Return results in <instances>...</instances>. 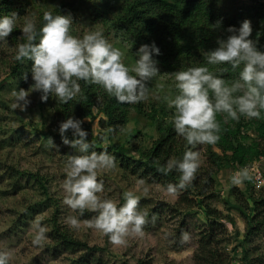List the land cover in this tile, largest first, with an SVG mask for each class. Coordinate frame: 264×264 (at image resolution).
I'll list each match as a JSON object with an SVG mask.
<instances>
[{
  "label": "rangeland",
  "instance_id": "rangeland-1",
  "mask_svg": "<svg viewBox=\"0 0 264 264\" xmlns=\"http://www.w3.org/2000/svg\"><path fill=\"white\" fill-rule=\"evenodd\" d=\"M113 3L0 0V16L18 14L13 32L0 42V251L10 252L9 264H79V260H96L99 264H205L199 253L200 242L215 221L218 226L212 247L229 259V264H264V188L256 191L250 179L240 186L233 185L230 176L238 170L237 165L228 164L219 148L213 144L192 147L181 138L177 146L180 153L190 148L197 151L200 166L193 181L176 194L168 193L166 188L168 184H178L179 178L144 175L143 168L136 163L147 159L160 136L159 123L172 122L174 109L168 107L165 96L171 99L177 94L173 73L205 66L202 56L206 59V55L180 51L177 47L165 50L158 45L161 54L155 59L159 61L160 73L148 82L145 101L125 103L126 121L121 130L103 129L100 121L106 116L97 109L87 111L83 119L89 130L88 139L94 144L90 151H107L115 157V167L98 174V180L104 184L99 195L122 205L124 192L132 190L139 197L138 209L147 213L143 234L130 235L126 243L113 245L107 235L89 227L95 212L85 210L81 216L79 210L73 211L63 204L61 185L66 177V161L69 155L80 153L62 142L59 124L65 117L62 103L55 96L42 102L40 92H30L31 103L25 111L12 107L16 99L13 92L28 90L33 83L32 61L15 60L16 46L24 42L21 30L26 17L34 19L39 29L46 11L53 15L71 14L72 35L82 38L88 31H102L123 52V62L130 67L135 63V52L147 43L115 25L118 6L114 9ZM199 6L210 12L202 18L207 22L223 20L226 25L239 27L242 21L250 20L254 41L262 28L264 32V0H204ZM7 7L11 11L5 14ZM217 33L225 38L230 35L222 28ZM173 41L168 40L175 44ZM242 68L243 65L230 70L229 84L238 79ZM26 72L28 80L23 79ZM97 87L105 91L100 85ZM263 120L261 110L259 118L241 116L238 121L227 122L241 128L240 142L254 146L256 141V147L264 150V139L256 131V125ZM67 135L73 139L71 130ZM212 154L219 156V160ZM69 215L78 217V229L67 225ZM33 221L46 227V239L40 246L32 243ZM59 234H67L87 247L66 250L58 246ZM184 234L187 239H183Z\"/></svg>",
  "mask_w": 264,
  "mask_h": 264
},
{
  "label": "clouds",
  "instance_id": "clouds-1",
  "mask_svg": "<svg viewBox=\"0 0 264 264\" xmlns=\"http://www.w3.org/2000/svg\"><path fill=\"white\" fill-rule=\"evenodd\" d=\"M17 17L15 12L0 16V42L11 35ZM43 20L45 23L38 29L34 19H24L21 30L24 42L16 46L14 59L32 61L33 83L28 90L21 88L13 92L16 98L13 108L25 111L31 103L30 92H40L42 102L55 96L57 102L67 104L81 93V81L100 85L122 104H137L148 98V82L160 73L155 57L161 50L154 41L138 48L135 63L129 67L123 62V52L102 31H88L82 38L72 35L71 14L53 15L46 11ZM221 26L222 21H217L213 28ZM226 31L230 35L217 38L218 46L206 53V60L209 65L227 62L233 69L243 65L238 79L229 84L206 66L189 67L173 73L177 94L171 99L165 96L168 107L174 109L175 132L192 147L215 144L219 140L217 114H224L227 122L228 119L238 121L241 116L259 118L264 110V51L258 48V41L251 39L252 23L246 19L239 27L229 26ZM23 79L28 80L27 72ZM83 123L68 117L59 124L63 144L80 153L69 155L66 161V177L61 185L63 204L73 211L79 210L81 216L85 210L95 212L89 227L107 235L113 245H121L130 235L143 234L147 213L138 209L139 197L132 190L124 192L122 205L99 195L104 191V184L98 180V174L114 168L115 157L107 151H90L94 144L88 139ZM69 130L73 139L68 138ZM50 142L53 143L51 138ZM199 166V153L191 148L184 152L182 159H169L164 168L175 170L179 183L168 184L166 191L176 194L189 185ZM250 178V169L243 167L232 173L230 182L240 186ZM66 223L78 229L80 222L77 216L69 215ZM32 227L35 230L32 243L40 246L46 239V227L38 221H33ZM183 239H187L186 234ZM9 258L10 252L0 251V264H9Z\"/></svg>",
  "mask_w": 264,
  "mask_h": 264
},
{
  "label": "trees",
  "instance_id": "trees-1",
  "mask_svg": "<svg viewBox=\"0 0 264 264\" xmlns=\"http://www.w3.org/2000/svg\"><path fill=\"white\" fill-rule=\"evenodd\" d=\"M202 1L204 0H113L114 9L118 6L115 25L126 32L134 33L142 43L151 44L154 41L157 46H162L165 50L170 47H177L180 51L206 55L205 53L209 50L217 47L214 44H217L219 29H214L213 25L217 21H222L221 28L225 31L230 25H226L225 21L216 20L214 17H212L213 22L202 19L210 13L204 7L199 6ZM10 11L9 7L4 10L5 14ZM262 20L264 21V18ZM44 23L43 20L41 27ZM257 34L258 47L264 51L263 28ZM171 38L175 44L168 42ZM202 57L205 66L211 72L221 75L226 82L229 81L227 77L231 78L230 70L233 69L231 64L226 63L223 66L209 65L205 56ZM61 108L65 120L68 117L83 120L87 111L91 112L93 109H97L106 116L105 120L100 121L101 127L110 132L121 130L126 121L125 103L122 104L114 97H110L95 84L83 82L81 93L67 104L62 103ZM216 119L220 124V138L213 145L222 151L223 156L228 160V164L235 163L237 167L243 168L247 164H251L253 160L264 156V150L259 149L258 146L256 147V141L254 146L239 141L241 131L239 126H234L232 121L226 122L223 114H217ZM82 127L89 132L84 123ZM157 130L160 136L154 143L150 153L146 155L147 159L139 160L136 163L140 168H143L144 175H152L153 177L160 175L168 179H177L179 178L178 173L175 170L167 171L164 166L169 159H174L176 156L182 159L184 152L180 153L177 148L182 137L175 132L172 122H160ZM256 131L261 139H264V120L263 123L256 125ZM118 149L121 152L123 151L121 147ZM212 155L219 160V156ZM178 157L176 158L178 159ZM215 225L216 227H214ZM217 226L215 221L212 222L209 231L200 242L199 253L205 264H229V259L212 247ZM59 238L58 246H62L69 251L87 247L78 240L70 238L67 234H59ZM78 262L79 264H99L96 260L94 262L79 260Z\"/></svg>",
  "mask_w": 264,
  "mask_h": 264
},
{
  "label": "built area",
  "instance_id": "built-area-1",
  "mask_svg": "<svg viewBox=\"0 0 264 264\" xmlns=\"http://www.w3.org/2000/svg\"><path fill=\"white\" fill-rule=\"evenodd\" d=\"M250 169V180L256 191L264 188V157L247 166ZM241 167H237L240 169Z\"/></svg>",
  "mask_w": 264,
  "mask_h": 264
}]
</instances>
